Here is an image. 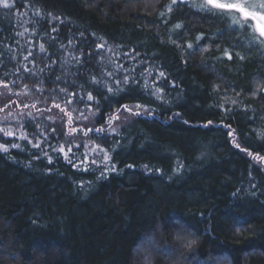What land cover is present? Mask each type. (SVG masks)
<instances>
[{"label": "trees", "instance_id": "16d2710c", "mask_svg": "<svg viewBox=\"0 0 264 264\" xmlns=\"http://www.w3.org/2000/svg\"><path fill=\"white\" fill-rule=\"evenodd\" d=\"M3 2L0 96L17 91L63 124L26 116L22 136L0 130V255L130 264L162 219L202 237L190 264H264V45L251 31L202 0ZM137 104L112 133L109 118ZM76 112L88 119L69 124Z\"/></svg>", "mask_w": 264, "mask_h": 264}, {"label": "clouds", "instance_id": "9594fccd", "mask_svg": "<svg viewBox=\"0 0 264 264\" xmlns=\"http://www.w3.org/2000/svg\"><path fill=\"white\" fill-rule=\"evenodd\" d=\"M175 223L176 227L166 229L160 219L152 230L144 233L131 249L130 264H188L189 257L199 252L203 239L181 221ZM0 264H36V261H27L21 252L13 250L0 255ZM212 264L233 262L227 253H221Z\"/></svg>", "mask_w": 264, "mask_h": 264}, {"label": "snow or ice", "instance_id": "6c2138e0", "mask_svg": "<svg viewBox=\"0 0 264 264\" xmlns=\"http://www.w3.org/2000/svg\"><path fill=\"white\" fill-rule=\"evenodd\" d=\"M0 2H3V0H0ZM206 5L208 6L206 10L213 11L214 15H219L224 17L225 19L230 20V26H233V31H236L237 29H244L245 31L250 30L251 31V37L249 42L250 43H259L260 45H264V0H205ZM4 8H9L10 5L7 2H3ZM191 48V45H189ZM41 49L43 50V45H41ZM231 58V57H229ZM27 59V57H25ZM25 71H28L26 68ZM160 75L163 76L164 73L160 72ZM117 83H120V81H117ZM124 84L128 83L127 77L123 80ZM7 87V85H5ZM119 90V89H117ZM108 92H112L113 88L109 87L107 89ZM93 95L91 93L87 94V101H92ZM70 102V101H69ZM83 97H81L77 103H83ZM55 107L59 108V104H55ZM137 111H134V115L140 116L141 112L138 111L141 109V105L137 104L134 106ZM124 109L126 111H132L129 106L125 105ZM61 111H64V109H61ZM149 113H151V109L147 110ZM116 119V117L111 116L109 118V124L108 128L111 130L112 133L116 132L115 128H112V120ZM68 122L69 124L72 123V117L69 114L68 115ZM211 123V121H209ZM72 131H76V129H72ZM89 132L94 131L95 133L99 134L102 132H105L104 128H98V129H88ZM87 134V133H85ZM6 136H12L13 133L11 131L5 132ZM229 135H232V133H229ZM36 147H39V145H35ZM12 147H17L16 144H13ZM237 148H240L239 144H236ZM0 148H3L4 151H7V148H5L3 145H0ZM241 151H244L243 148H240ZM60 152H64V148H59ZM71 151V149H69ZM103 151V149H101ZM248 155H252V153H248ZM67 159V156H65ZM110 159L108 154L105 152L104 154V160L107 162ZM257 160H262L264 158H261L259 156L255 157ZM49 163H51V158H49ZM95 163V161H93ZM112 170H115V166L113 165Z\"/></svg>", "mask_w": 264, "mask_h": 264}, {"label": "rangeland", "instance_id": "374dc122", "mask_svg": "<svg viewBox=\"0 0 264 264\" xmlns=\"http://www.w3.org/2000/svg\"><path fill=\"white\" fill-rule=\"evenodd\" d=\"M205 3V0H202ZM206 4V3H205ZM2 96H0V130L11 131L12 133L16 132L15 129H18L17 136H22L23 131L21 124L24 122V118L27 117H43L46 120L51 122H56L60 126L63 124V116L62 115H52L50 110H46L50 114H45L43 110H31L30 107L24 106L23 103V95L17 91H12L8 88L2 89ZM13 100L15 102H13ZM132 111H120L116 116V119L113 121L112 128L117 129L120 125H122L126 120L130 119L132 115H134V111H137L134 106L129 107ZM139 111V110H138ZM75 116L72 117V121H75L78 124V121L82 123L83 121L88 119V114L86 113H74ZM68 122V121H67ZM15 128V129H14ZM111 131V130H110ZM85 134L84 142L85 146L92 150H95L96 144L93 139H90V132L87 131ZM83 140V139H82ZM191 261H188L190 264Z\"/></svg>", "mask_w": 264, "mask_h": 264}]
</instances>
